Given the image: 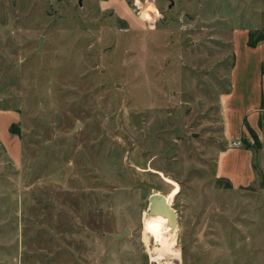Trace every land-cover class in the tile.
I'll list each match as a JSON object with an SVG mask.
<instances>
[{
    "label": "rangeland",
    "instance_id": "1",
    "mask_svg": "<svg viewBox=\"0 0 264 264\" xmlns=\"http://www.w3.org/2000/svg\"><path fill=\"white\" fill-rule=\"evenodd\" d=\"M240 27L264 0H0V264H264V150L215 175Z\"/></svg>",
    "mask_w": 264,
    "mask_h": 264
},
{
    "label": "crops",
    "instance_id": "2",
    "mask_svg": "<svg viewBox=\"0 0 264 264\" xmlns=\"http://www.w3.org/2000/svg\"><path fill=\"white\" fill-rule=\"evenodd\" d=\"M250 31L245 27L235 28L232 44L233 48L237 46L257 56V60L242 61L234 52L229 89L219 96L224 138L228 143L218 153L215 175L226 179L233 188L247 187L257 180V150L252 145L255 139L251 132L258 137L257 147L264 150V59L261 58L264 40L250 46ZM234 141L240 144L234 145Z\"/></svg>",
    "mask_w": 264,
    "mask_h": 264
},
{
    "label": "bare ground",
    "instance_id": "3",
    "mask_svg": "<svg viewBox=\"0 0 264 264\" xmlns=\"http://www.w3.org/2000/svg\"><path fill=\"white\" fill-rule=\"evenodd\" d=\"M173 231H174V229H172L170 227L168 218L164 215L152 214V215H150V218L145 221V236H146V238H147L148 234H153L154 236H156V238L158 240H160L161 242L166 244L167 238L169 237L170 232H173ZM173 242H175V240ZM170 243L171 242H169V244ZM166 253L171 255V253H169V252H166ZM174 254L176 255L175 259H177L179 261L180 260V254L178 252H174ZM174 254H173V256H174ZM178 261L176 263H179Z\"/></svg>",
    "mask_w": 264,
    "mask_h": 264
},
{
    "label": "water",
    "instance_id": "4",
    "mask_svg": "<svg viewBox=\"0 0 264 264\" xmlns=\"http://www.w3.org/2000/svg\"><path fill=\"white\" fill-rule=\"evenodd\" d=\"M150 214H160L168 218L169 225L172 229H175L178 225L177 211L170 205L165 195L161 193H153L150 196L149 204ZM125 232H122L119 236H124Z\"/></svg>",
    "mask_w": 264,
    "mask_h": 264
},
{
    "label": "trees",
    "instance_id": "5",
    "mask_svg": "<svg viewBox=\"0 0 264 264\" xmlns=\"http://www.w3.org/2000/svg\"><path fill=\"white\" fill-rule=\"evenodd\" d=\"M261 40H264V34H259V33L257 34L256 31H252V30L250 31L249 41H248L250 46L255 47L258 44V42ZM11 132L17 133L18 131L13 129V127H11ZM251 133L253 134L255 142L259 143L258 137L253 132Z\"/></svg>",
    "mask_w": 264,
    "mask_h": 264
},
{
    "label": "built area",
    "instance_id": "6",
    "mask_svg": "<svg viewBox=\"0 0 264 264\" xmlns=\"http://www.w3.org/2000/svg\"><path fill=\"white\" fill-rule=\"evenodd\" d=\"M233 144H234V145H239L240 142H236V141H234Z\"/></svg>",
    "mask_w": 264,
    "mask_h": 264
}]
</instances>
